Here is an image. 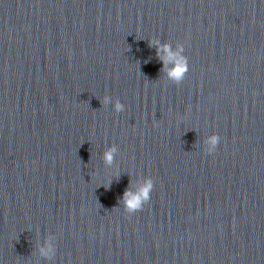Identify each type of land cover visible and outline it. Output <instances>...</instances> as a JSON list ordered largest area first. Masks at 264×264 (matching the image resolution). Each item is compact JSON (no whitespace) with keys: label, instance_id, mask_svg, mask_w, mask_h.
<instances>
[{"label":"clouds","instance_id":"clouds-1","mask_svg":"<svg viewBox=\"0 0 264 264\" xmlns=\"http://www.w3.org/2000/svg\"><path fill=\"white\" fill-rule=\"evenodd\" d=\"M155 44H158V42H152ZM163 52L166 54L165 57H162V59L167 62H172L173 67L168 70V76L170 79H172L174 82L179 84L183 81L185 74L188 72V63L187 59L181 55V52L183 49L181 48L180 51L173 52L169 45H163L161 46ZM161 47L157 48V55H160ZM103 103H108V97H105L103 100ZM123 105L119 102H117L114 105V108L117 112L123 111ZM220 136L218 134H213L210 136L207 140V143L210 145L208 151L213 152L217 145L220 143ZM116 151L115 147L110 148L108 151L104 153V159L105 162L108 164H111L114 158V153ZM153 189V182L151 179H147L144 183V185L139 189L138 192L133 193L131 191H125L124 193V204L126 209L129 212H135L142 209L143 204L149 200L150 193ZM51 251V248L48 249H41V253L43 255H48V253Z\"/></svg>","mask_w":264,"mask_h":264}]
</instances>
